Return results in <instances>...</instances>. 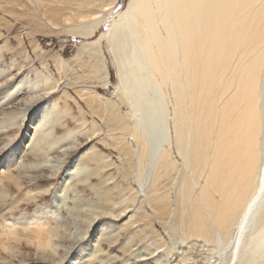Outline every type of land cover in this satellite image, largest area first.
<instances>
[{"label": "bare ground", "instance_id": "obj_1", "mask_svg": "<svg viewBox=\"0 0 264 264\" xmlns=\"http://www.w3.org/2000/svg\"><path fill=\"white\" fill-rule=\"evenodd\" d=\"M12 1V7L24 5ZM117 1L26 0L36 7L38 21L54 27L64 21L71 24L67 32L85 36L95 33L104 20L103 12ZM92 24L93 31L81 33ZM106 43L116 68L117 92L110 99L100 98L94 90L78 93L91 116V128L77 131L82 132L84 142L100 136L102 129L94 120L98 116L123 160L118 168L121 180L128 184L132 177L142 184L150 176L144 196L150 215L145 214V222L154 219L182 240L209 245L219 264H264V0H128L113 21ZM87 49L96 54L87 53L79 64L86 77L78 82L105 87L104 56L97 47ZM63 63L57 67L61 65L58 60L57 70L67 72ZM41 67L49 73L45 63ZM40 84L50 96L60 87L48 77L30 80L25 75L8 89L5 100L14 99L4 104L9 112L4 114L3 108L4 117L25 122L41 100L24 95L33 94ZM21 100L23 109L13 118ZM121 107L128 112L123 114ZM83 109L78 107L82 129L87 123ZM40 113L36 118L44 120L47 115L42 113L41 119ZM53 125L48 133L35 127L29 143L31 156L43 164L36 169L38 173L50 167V157L59 159L58 128ZM74 133L68 132L63 139L69 140ZM100 142L106 145L104 139ZM9 159L4 160V168ZM86 159L95 165V172L104 173L112 165L95 153ZM22 166L19 161L18 168ZM85 166L74 167L82 175V181L74 183V197L86 183L83 171L87 179L91 177L89 165ZM41 173L35 177L47 179ZM112 179L101 177L105 188L96 193L99 203L88 206L92 216H119L120 211L109 205L114 189L120 203L136 200L133 189L126 198L124 186L108 188ZM22 180L14 178L17 185ZM49 233L34 232L37 249L51 246L44 244L50 240ZM141 233L142 241L147 233ZM198 252L185 258L199 264L203 259H198ZM91 260H96L92 254L86 262Z\"/></svg>", "mask_w": 264, "mask_h": 264}, {"label": "rangeland", "instance_id": "obj_2", "mask_svg": "<svg viewBox=\"0 0 264 264\" xmlns=\"http://www.w3.org/2000/svg\"><path fill=\"white\" fill-rule=\"evenodd\" d=\"M16 1L24 5L12 7V0H0V126L3 125L0 129V198H4L0 199V264H197L186 258L187 254L198 251V259H203L199 264H219L218 256L209 245L195 239L182 240L178 235L166 232L154 219L144 221L145 214L150 215V208L144 201L150 176L148 175L142 184L140 179L132 177L128 179V184L121 180L118 168L120 171L123 160H120L122 158L118 156V150L113 145L114 140L109 134L106 136L104 125L98 116H95L94 120L102 129L100 136L84 142L82 132H77L91 128V116L84 105V98L78 93L86 94L94 90L100 98L110 99L117 92L116 68L106 40L113 21L125 10L128 0H118L110 10L103 12L104 20L95 33L87 36L75 34L74 31L67 32V27L71 24L64 21H61L58 27L38 21L34 18V14H38L34 5L26 0ZM94 26H84L80 31L91 32ZM88 47H97L104 56L108 72L105 87H88L79 83L86 77L79 64L87 53L96 54L87 49ZM39 55L42 57L38 58ZM58 60L61 65L57 67L61 68L64 62L63 66L66 65L69 69L67 72L57 70ZM42 63L48 67L49 73L43 70ZM25 75H29L30 80L40 76L48 77L60 87L50 96L42 91L40 84L33 94L24 95L27 99L35 98L36 95L41 100L35 109L26 115L25 122L18 117L23 109L22 100L15 108V115L12 114L13 118H18L10 121L4 117V114L9 113L8 105L4 104L11 103L14 98L6 101L5 96L9 92L8 89ZM72 81L79 82L75 84ZM21 97L23 96L16 100ZM52 101L57 105L53 107ZM79 106L84 108L87 119L83 129ZM3 108L6 110L4 114L1 112ZM51 109L53 113L50 112ZM38 110L41 112L39 118L42 113L47 115L44 120L36 118ZM57 111H63V114L60 115ZM121 112L125 114L128 110L121 107ZM58 115L60 121L56 120ZM52 125L58 128L55 137L60 140L59 159L50 157V167L47 166L40 172L47 174V179L38 180L35 176L40 173L36 169L43 164L31 156L29 143L35 127L44 128L48 133L47 128ZM72 131L75 132L74 137L64 140L67 133ZM101 138L107 146L100 142ZM175 152L174 156L178 161ZM90 153L105 157V160L112 164L104 171L106 174L95 172V165L86 159ZM9 157V163L4 168L3 162ZM19 161L23 165L22 169L18 168ZM86 164L89 165L87 168L91 177L87 179L88 173L83 171L86 183L77 188L79 194L74 197V183L82 181V175L76 173L74 167L85 168ZM103 175L113 178L108 182V188L114 187L115 184L121 188L124 186L126 198L130 194L129 189H133V194L136 191L133 195L136 198L134 202L120 203L118 191L114 189L109 205L120 211L119 216L110 213L95 217L88 211V206L99 203L96 193L105 188L100 185ZM13 177L23 179L21 184L17 185ZM172 192L174 190H171V195ZM37 229L50 230L49 239L52 243L47 249L36 248L34 232ZM143 230L147 233V238L141 241ZM101 234L104 236L101 237ZM158 243L159 248H156ZM97 244L99 246L95 247ZM130 248L132 252H129ZM90 254L95 256L96 260L86 262Z\"/></svg>", "mask_w": 264, "mask_h": 264}, {"label": "clouds", "instance_id": "obj_3", "mask_svg": "<svg viewBox=\"0 0 264 264\" xmlns=\"http://www.w3.org/2000/svg\"><path fill=\"white\" fill-rule=\"evenodd\" d=\"M37 243H40L39 241ZM52 241L51 240H48L46 242H44L45 246H49L51 245Z\"/></svg>", "mask_w": 264, "mask_h": 264}]
</instances>
